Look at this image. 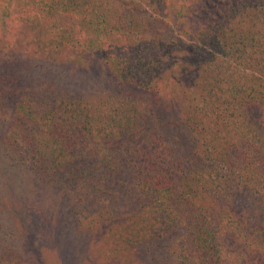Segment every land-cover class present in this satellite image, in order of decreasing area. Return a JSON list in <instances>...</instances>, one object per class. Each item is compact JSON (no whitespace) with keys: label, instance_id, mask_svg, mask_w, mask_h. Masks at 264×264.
Returning <instances> with one entry per match:
<instances>
[{"label":"trees","instance_id":"trees-1","mask_svg":"<svg viewBox=\"0 0 264 264\" xmlns=\"http://www.w3.org/2000/svg\"><path fill=\"white\" fill-rule=\"evenodd\" d=\"M113 1L30 0L26 2L29 3L26 12L31 10V13L27 14L24 9H21L22 12L18 15L10 17L5 12L0 13V31L4 29L3 26L6 29L3 35L21 37L25 45L23 48L27 47L28 50V53L24 51L21 56L23 60H20L12 38L0 40V69H4L11 61L22 63L24 59H28L27 56L35 59L41 58L42 55L44 58H53L64 50H70L75 59L81 60L86 55L101 50L108 41L109 44H118L120 40L116 38L117 36L126 37L140 23L143 24V21L134 13L135 16L128 17L127 9L122 7V2ZM179 1L178 12L183 17L181 25H186L188 18L189 27L178 25L176 31L179 33L183 30L185 38L180 40L177 36L170 37L164 43L158 42L157 33L139 42L136 41L137 38L132 40V35L126 38L125 44L128 48H125L127 52L123 57L125 59L120 64V68L116 67L113 72L117 77L116 84L121 88L115 85L110 91L114 93L115 99H118L116 104L120 107L110 112L114 123L108 120L89 132L87 122L82 118L84 111L75 108L71 102L62 101L63 99L57 94L56 86L36 90L33 85L29 86V81L27 82L26 79L11 85L14 81L10 77L4 78L5 85H3L5 82H0V97L7 90H11L15 100L8 120L9 130L4 136L5 147L12 153L22 152L26 156L28 153L30 162L37 169L43 167L49 171L48 165L53 168L59 167V171L63 169L61 177L66 181L72 179L69 183L65 182L63 188L77 189V191L71 189L69 192L72 191L76 197L89 203L92 209L93 206H97L102 210L99 213L106 214L99 223L94 224L98 225L97 230L102 228L98 242L104 245L107 251H113L119 243L123 253L121 256L128 254L131 258L135 255L139 258L135 261L136 264H144L153 259L149 256L148 261L145 260L149 254L156 257L153 248L162 241L167 228H174L175 225L180 230V240H188L187 243H182V246L189 251L191 247L196 248L195 252L192 250L184 254L185 259L182 263L196 264V257H199L205 261V264L210 262L217 264L213 258L219 255L217 246L221 233L209 227L208 214L212 213L209 216V219H212L233 211V201L230 199L233 192L227 195L224 193L225 200L222 197H219V200L218 197L214 198V206H209L210 209L206 213L205 224H202L198 216L194 221L196 230L190 231L188 239L187 234L184 235L182 231L181 221L189 205H194L195 209L199 208L197 205H200V202L194 199L195 194L200 195L202 200L207 191L222 193L228 190L227 182L237 188L242 183H238L237 179L244 180L243 183H246V179H253L252 175L247 176L244 170L249 160L255 163L251 164L253 166L250 172L256 171L254 178L258 179L252 183L256 187L250 185L242 189L245 185L243 184L238 190L242 192L253 189L255 199H264V156L258 160L254 157V152L249 156L242 152L236 159H231L230 155L229 159L225 158V154L221 158L214 154L216 144H213V152L209 149V143L205 144L207 142L205 135L208 134L207 132L211 134L217 132L218 130L214 131V127L218 123L230 126L235 124L234 118L239 117V111L227 112L230 106L238 104L234 94L251 103L255 101L254 104L258 100L255 97L257 91H246L247 89L242 85L237 86L240 75L237 69L226 66L224 59L227 54L226 49L237 43L241 50L249 54L248 49L257 51L258 56L249 55L245 59L237 56L232 62L241 68L244 65L253 67L260 62V66L264 68V45L255 43V48L252 49L248 43H245L247 40L242 42V38L246 39L245 37L240 36L238 41L235 40L237 33L236 28L233 27V16L229 13L230 6L216 9L214 5L206 6L212 0ZM260 2L264 3V0H260L253 7L244 6L239 11L245 9L263 12V4ZM11 17L12 20L6 23V19ZM148 40L153 41L154 45L150 49L145 45ZM181 44L188 50H179ZM155 47L159 48L161 54L155 55L157 52ZM165 54L166 56L163 57ZM169 60L173 63L171 76L176 81L182 71L184 76L189 78L198 75L210 78L212 74L218 75L221 84L215 81H213L215 85L206 84L209 86L203 88L205 91L200 98L199 95L197 96L200 100L197 97L192 99L193 87L190 84L184 82L185 80H181L178 84L172 83L170 82L172 80L163 73L161 64L165 61L168 63ZM9 79L11 81H8ZM134 83L148 90L154 89L156 94L160 93L159 96L154 93L157 98L155 105L150 103L151 98L145 93L133 92ZM7 87L9 88L6 90ZM257 90L261 94L264 93V90L258 88ZM51 91L53 92L50 93ZM230 95H232L231 99L228 97ZM164 97L167 98L162 101ZM86 104L87 102H83V107L86 108ZM156 105H161V109L167 108V112L173 113L172 117L162 115L161 110L155 112L153 107ZM241 116L244 117L245 114ZM147 118L153 119L154 126L149 127ZM227 125L225 127H228ZM182 133L185 134L182 135V139L186 138L190 142L192 140L191 143L199 145L206 154L207 152L211 154H207L206 159L201 156L196 159L194 154L193 159L190 160L187 157L189 148L181 143ZM101 136L102 139H107L106 142H102L103 147H99V142H92L90 147L88 143H83L89 138L99 141ZM241 136L243 135H240L239 130L228 140L233 139L231 143L238 142L243 140ZM215 143L222 145L226 142L223 139L222 144L218 141ZM261 143L264 146V141ZM123 153L128 157L129 166L121 156ZM90 157L100 160L96 164L97 169L93 167L87 170L88 165L85 166V163ZM225 162L229 169L223 171ZM185 163L189 166L198 163L195 165L194 181L186 176L187 173H182L181 169ZM50 174L54 175L56 172L50 171ZM181 179L184 182L188 179L196 186L190 197L181 186ZM172 198H175L174 204L170 203ZM221 200H224V206H219L223 205L219 204ZM242 209L244 214L255 218L262 216L258 211L259 208H257L258 212L254 210L247 212V206ZM196 211L194 213L198 215L200 212ZM226 215L232 217L231 214L226 213ZM202 216L204 217L203 213ZM262 221L260 219V222ZM238 223L240 227L243 224L242 221ZM187 224L191 227L192 220L188 222L187 219ZM257 227L259 229L254 231L252 245L263 252V223L257 224ZM207 249L209 257L204 255ZM257 261L263 262L262 257Z\"/></svg>","mask_w":264,"mask_h":264},{"label":"rangeland","instance_id":"rangeland-1","mask_svg":"<svg viewBox=\"0 0 264 264\" xmlns=\"http://www.w3.org/2000/svg\"><path fill=\"white\" fill-rule=\"evenodd\" d=\"M115 1L122 2V7L127 9L128 17L136 15L143 21V24L140 23L126 37H122V35L117 36L116 38L120 40L118 44L110 43V45L108 41L102 46L101 50L96 53L92 52V54L86 55L81 60L75 59L73 57L74 54L70 50H64L53 58H44L42 55L41 58L35 59L32 56L30 58L27 56L28 59H24L25 61H22V63L20 61L18 63L11 61L4 69H0V82H5L4 78L10 77L14 81L11 85H16L21 79H26L27 82L29 81V86L33 85L32 87H36V90L56 86L57 94L63 99L62 101L65 103L71 102L75 108L84 111L82 118L87 122V130L89 132L98 127L97 125H103L108 122V120L114 123L110 112L114 111L116 107L118 109L120 107L116 104L118 99L116 100L114 93L110 91L117 85V77L113 73L114 69L116 67L120 68V64L125 59L123 58L124 54L126 55L127 53L125 49L128 48L125 44L126 38L132 35V40L137 38L136 41L139 42L142 39L149 38L151 34L157 33L159 34L157 36L159 38L158 42L164 43L170 37L177 36L180 40L181 38H185L183 30L178 33L176 26L189 27L188 18H186V25H181L183 17L178 12L180 8L179 0H114L113 2L115 3ZM259 1L212 0L206 6L214 5L216 9L227 5L230 6L229 13L233 16V27L236 28L237 33L235 40L238 41L239 37L243 36L246 39L242 38V42L247 40L245 43H248V46L254 49L255 43L264 45V11L259 12L258 10L245 9L239 11V9H242L244 6H247V8L248 6L253 7ZM26 2H30V0H0V13L5 12L10 17L18 15V13L22 12L21 9H24V12H26L28 10L27 4H29ZM260 3L263 4L262 8H264V3ZM26 13H31V10ZM10 20H12V17L11 19H6V23H9ZM3 27L4 31H0V40L12 38V43L15 44L14 48H16L15 51L19 53L20 60H23L21 56L24 51L28 53L27 47L23 48L25 46L23 44L24 40L19 36H4L3 34H5L6 29L5 26ZM145 43L149 49L154 46L153 41L150 42L148 40ZM179 50H188V48L181 44ZM248 50L250 54L243 49L241 50L240 45L234 43L231 48L225 51L227 53L224 57L226 66L229 65L231 68L237 69L240 75L237 86L242 85L243 88L247 89L246 91H257L259 95H255L258 100L254 104L255 101L251 103L249 100L240 99L237 94H234L238 104L230 106V109L227 108V112L237 113L239 111V117L234 118L235 124L230 126L218 123L214 127V131L218 130L217 132H213L214 136L210 132H207L208 134L205 135L207 138L205 144L209 143L208 146L211 152H213V144H216L217 147L214 150V154L221 158L225 154V158L229 159L230 155L231 159H236L240 157L242 152L248 156L253 155L254 152V157L258 160L264 156V146L261 143L264 141V93L262 95L257 90V88L264 90V77H262L264 68L260 66V62L253 67L244 65L243 68L238 67L237 64L232 62V59L237 56L241 59H245L249 55L258 56L257 51ZM157 54H161L159 48L155 55ZM262 55L261 53L260 56ZM161 66L163 73L172 80L170 82L178 84L181 80H185L184 82L193 87L192 99L198 95L200 98V95L205 91L203 89L205 86L215 85L213 81L221 84L218 75L212 74L210 78L198 75L197 77L200 78L197 79V77L189 78L188 76H184L185 74L182 71L179 73V78L176 81L171 76L172 61L169 60L168 63L165 61ZM11 79L8 81H11ZM5 84L6 82L3 85ZM135 84L132 85L133 92L145 93L147 96H150V103L155 105L157 102L156 95L159 96L160 93L156 94L154 89L148 90L143 86H138L139 84ZM8 88L5 89L7 90ZM118 88L121 87L118 86ZM199 90L201 91L200 93ZM177 91L179 92L180 90L177 88ZM116 96L118 97V95ZM167 97H164L162 101ZM228 97L231 99L232 95ZM199 98L197 97L198 100H200ZM83 102H87L86 108L85 106L83 107ZM14 103V94L11 90H7L0 97V264H136L135 261H138L139 258L135 257V255L131 258L128 257V254L121 256L123 253L121 251L122 247L118 245L119 243H117L113 251H107L105 246L98 242L97 239L102 233V228L97 230L96 226L98 225L94 224L99 223L106 214L104 212L99 213L102 210L98 209L97 206H93L92 209L89 203L76 197L72 191L71 193L69 192L71 189L74 191H77V189L71 187L63 188L62 185L65 182L69 183L72 181V179L71 181H66L61 177L63 169L59 171V167L53 168L51 165L47 166L49 171L43 167L37 169L30 162L28 153L27 156L22 152L19 154L12 153L5 147L4 136L9 130L8 120L11 117ZM161 108V105H156L153 107V110L155 112L161 110L162 115H167L169 118L172 117V112L170 114L169 111L167 112V108ZM241 114H245V116L242 117ZM147 123L149 127L154 126L152 118H147ZM226 125L228 127H225ZM239 130L240 135H243L241 136L243 140L231 143L234 140L228 139L235 136ZM227 134L228 136H226ZM182 135L185 134L182 133L180 136L181 143L189 148L187 157L190 160L193 159L194 154L196 155V159L199 156L206 159L211 154L207 152V155L199 145L191 143L193 142L192 140L190 142L186 138L182 139ZM102 137H100L99 141H93L91 138L82 141L83 143H88L89 147L92 146V142H99V147H103L102 142H106L107 139H102ZM50 139L52 140V138ZM223 139L226 142L223 143L224 146H222ZM215 141L220 142L222 145L215 143ZM261 146H263L261 149H257ZM121 156L124 157L126 165L129 166V160L125 153ZM99 161L90 157L85 163V166L88 165L87 170H91L93 167L97 169L96 164ZM197 164L189 166L185 163L181 169L183 174L187 173L186 176L192 178L191 181H194L196 177L195 165ZM251 164L255 163L252 160L247 161V166L244 167V170L245 174L247 176L252 175L253 179H246V183H243L244 180L237 179L238 183L242 182L239 185L240 187L237 188L234 184L227 182L228 190L222 193L207 191L205 198L202 200L200 195L195 194L194 199L200 202V205H197L199 208L195 209L194 205L191 204L188 206V211L183 215L181 228L184 235L187 234L186 238L188 239L190 231L196 230V223L194 221L198 216L201 218L202 224H205L206 213L210 209L209 206H214V198L218 197L219 200V197H222L225 200L226 196L223 194L226 193L227 195L233 192L230 197L233 201V211L225 212L224 215H219L212 219H209L212 213L208 214L209 227L213 231L221 233L219 234V246H217L219 255L213 258L217 261V264H264V251L262 252V250L252 245L254 231L259 229L257 224L263 223L264 229V199H255L253 189L242 192L238 190L243 184L245 185L242 189L250 185V187H256L252 183L258 178H254L256 177V171L250 172L253 166ZM223 166V171L229 169L226 162ZM50 171H54L56 174L52 175L53 173L50 174ZM123 171H125V165H123ZM191 181L189 182L188 179L186 182L183 179L180 180L181 186L187 191L189 197L194 187H196ZM206 184L208 185L209 183ZM224 200L220 201L219 204L223 205L219 206H224ZM170 203L174 204L175 198L170 199ZM245 206H247V212L251 210H254V212L260 211L262 216L255 218L252 215L244 214L242 208ZM257 208H259L258 211ZM195 210L200 213L197 215L194 213ZM226 213L231 214L232 217H229ZM187 219L188 222L192 220L191 227L187 226ZM260 219L263 221L260 222ZM238 221L243 222L241 227ZM179 231L176 225L174 228L168 227L162 241L158 243L159 247L157 244L153 248V252L157 254L156 257L151 254L147 255L145 260L149 256L153 259L144 264H185L182 263L185 259L184 254L192 250L195 252L196 248L191 247L189 251L188 248L183 247L182 243H187L188 240H180ZM257 254L258 257L256 258ZM204 255L210 256L208 249ZM138 256H140L139 253ZM259 257H262L263 262L257 261ZM196 259V264H205V261H202L199 257H196Z\"/></svg>","mask_w":264,"mask_h":264}]
</instances>
